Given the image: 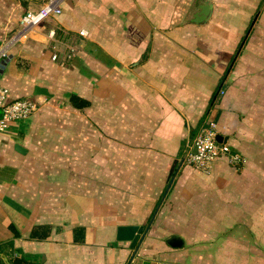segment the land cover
I'll return each mask as SVG.
<instances>
[{
    "label": "crops",
    "instance_id": "0c3cea01",
    "mask_svg": "<svg viewBox=\"0 0 264 264\" xmlns=\"http://www.w3.org/2000/svg\"><path fill=\"white\" fill-rule=\"evenodd\" d=\"M48 1L0 0V85L36 105L0 133L4 251L30 264H264V0H57L59 14L16 37ZM209 120L243 161L202 173L184 154ZM119 225L141 226L140 240L117 241Z\"/></svg>",
    "mask_w": 264,
    "mask_h": 264
},
{
    "label": "built area",
    "instance_id": "2783aa9c",
    "mask_svg": "<svg viewBox=\"0 0 264 264\" xmlns=\"http://www.w3.org/2000/svg\"><path fill=\"white\" fill-rule=\"evenodd\" d=\"M60 12V7L57 0H50L41 5L36 10H26L20 16L17 25L16 37L24 36V33L43 22L50 15H57ZM79 35H84V30L78 31ZM55 30L50 29L47 31V37L51 40L54 39ZM53 46V45H52ZM68 54L71 52L69 47L65 48ZM2 56H4L2 54ZM57 58V54L53 52L51 59ZM36 109L33 101L27 98H8V90L6 87L0 85V133H2L7 126L16 120L26 119ZM215 123L211 120L203 122L196 130L191 143L188 144L185 150L184 160L191 165L195 170L208 173L211 169L212 162L218 157H225L227 163L237 164L242 162L237 153L231 151L229 146L224 142H217ZM194 151H191L192 147Z\"/></svg>",
    "mask_w": 264,
    "mask_h": 264
},
{
    "label": "water",
    "instance_id": "95a60500",
    "mask_svg": "<svg viewBox=\"0 0 264 264\" xmlns=\"http://www.w3.org/2000/svg\"><path fill=\"white\" fill-rule=\"evenodd\" d=\"M210 4H203L199 6V11L194 15V21H201L206 18V16L209 13L210 10ZM34 93L35 94H41V95H46V91L44 88L41 87H34ZM194 137V136H193ZM192 137V139H193ZM191 139V141H192ZM215 140L217 142L221 141V136L219 134L215 135ZM190 141V143H191ZM16 149L21 151L19 147L16 146ZM195 147L193 146L191 148V151H194ZM142 227L137 226V225H119L116 227L115 230V239L117 241H128L130 243V246L132 247L138 240H140V235L142 234ZM171 245L172 246H179L180 240L177 237H171L170 238Z\"/></svg>",
    "mask_w": 264,
    "mask_h": 264
},
{
    "label": "trees",
    "instance_id": "16d2710c",
    "mask_svg": "<svg viewBox=\"0 0 264 264\" xmlns=\"http://www.w3.org/2000/svg\"><path fill=\"white\" fill-rule=\"evenodd\" d=\"M262 1V0H261ZM260 1V2H261ZM69 102L70 104L73 106V107H76V106H83L85 105V102H80L77 104V97L74 96V95H70L69 96ZM7 245H10L9 242H7V244L5 245V247ZM8 247V246H7ZM0 252H2L3 254H5V256H7V260L6 262L3 261L1 258H0V264H30L31 262H27L25 259L23 258H20V257H14L12 258L11 257V253L9 254V252L7 251H4V246H1L0 244ZM12 258V259H11Z\"/></svg>",
    "mask_w": 264,
    "mask_h": 264
}]
</instances>
